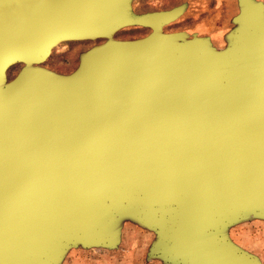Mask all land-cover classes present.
Instances as JSON below:
<instances>
[{"label": "water", "instance_id": "water-1", "mask_svg": "<svg viewBox=\"0 0 264 264\" xmlns=\"http://www.w3.org/2000/svg\"><path fill=\"white\" fill-rule=\"evenodd\" d=\"M238 5L224 48L164 32L183 9L133 16L152 32L61 74L60 3L0 0V264L115 250L126 221L164 264H262L229 235L264 220V3Z\"/></svg>", "mask_w": 264, "mask_h": 264}, {"label": "flooded vegetation", "instance_id": "flooded-vegetation-1", "mask_svg": "<svg viewBox=\"0 0 264 264\" xmlns=\"http://www.w3.org/2000/svg\"><path fill=\"white\" fill-rule=\"evenodd\" d=\"M135 1L57 0L63 12L60 20L52 17L49 21L50 33L47 38L51 51L41 65L61 74H69L79 66L85 52L111 38L116 41L137 39L133 37L135 31L145 32L142 37L149 35L152 32L150 28L131 24ZM137 6L141 10L136 16L175 14L184 7L180 0H139ZM179 26L180 15L164 25L163 30L166 33L181 32ZM102 31L106 35L101 36ZM71 67L72 71L68 69Z\"/></svg>", "mask_w": 264, "mask_h": 264}, {"label": "rangeland", "instance_id": "rangeland-1", "mask_svg": "<svg viewBox=\"0 0 264 264\" xmlns=\"http://www.w3.org/2000/svg\"><path fill=\"white\" fill-rule=\"evenodd\" d=\"M263 2L264 0H256ZM139 0L134 2V17L140 13ZM184 5L179 29L190 37L209 38L216 48H224L225 37L235 27L232 20L240 12L238 0H180ZM137 7H136V6ZM145 35L135 31L134 38ZM72 71L73 67L68 68ZM18 69L11 72L14 76ZM231 240L243 250L256 255L264 264V220L255 219L237 226L229 232ZM155 233L126 221L121 242L115 250L75 248L69 251L62 264H164L159 259H149L148 251Z\"/></svg>", "mask_w": 264, "mask_h": 264}]
</instances>
